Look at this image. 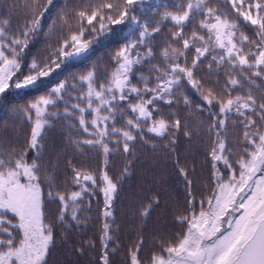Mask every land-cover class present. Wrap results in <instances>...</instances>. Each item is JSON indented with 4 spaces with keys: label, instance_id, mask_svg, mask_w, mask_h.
I'll list each match as a JSON object with an SVG mask.
<instances>
[{
    "label": "snow or ice",
    "instance_id": "1",
    "mask_svg": "<svg viewBox=\"0 0 264 264\" xmlns=\"http://www.w3.org/2000/svg\"><path fill=\"white\" fill-rule=\"evenodd\" d=\"M9 105L0 264H264V0H0Z\"/></svg>",
    "mask_w": 264,
    "mask_h": 264
},
{
    "label": "trees",
    "instance_id": "2",
    "mask_svg": "<svg viewBox=\"0 0 264 264\" xmlns=\"http://www.w3.org/2000/svg\"><path fill=\"white\" fill-rule=\"evenodd\" d=\"M116 46H118V45H116ZM106 51H108V52L112 51V46H109V47L106 49ZM103 54H105V50H103V49H102L100 52L97 53V55H103ZM95 58H96V57L94 56L93 59H95ZM74 70H75V69H74ZM10 109H11V105H9V113L6 114V113L4 112V110H3L2 108H0V119L7 118V115H10ZM127 184H128L130 187L126 189L125 195H127L128 192L131 191V189H133V188L136 187V185H137V181H135V180H129V181H127ZM94 206H95V205H94Z\"/></svg>",
    "mask_w": 264,
    "mask_h": 264
}]
</instances>
